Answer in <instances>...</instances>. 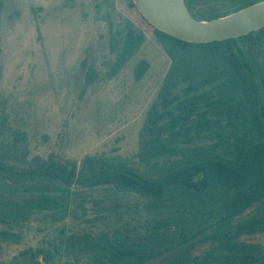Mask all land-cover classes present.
Masks as SVG:
<instances>
[{
	"label": "trees",
	"instance_id": "trees-1",
	"mask_svg": "<svg viewBox=\"0 0 264 264\" xmlns=\"http://www.w3.org/2000/svg\"><path fill=\"white\" fill-rule=\"evenodd\" d=\"M259 1L226 0L203 15L193 10L201 0L186 3L196 18L208 20ZM131 6L172 60L139 133L136 157L144 169L119 156H86L81 163L56 154L31 156L27 132L1 120L0 193L68 196L79 185L115 197L134 196L131 202L102 207L106 213L96 220H109L125 208L135 223L59 240L55 249L76 262L191 264L187 248L210 240L215 245L194 264H264L263 248L242 240L264 233V28L225 41L190 43L156 29L132 0ZM145 37L129 22L112 76L139 51ZM148 70L149 63L141 61L136 79ZM93 77L90 68L87 84ZM47 207L59 208V203ZM29 253L46 262L54 254L45 248L22 254Z\"/></svg>",
	"mask_w": 264,
	"mask_h": 264
},
{
	"label": "rangeland",
	"instance_id": "rangeland-1",
	"mask_svg": "<svg viewBox=\"0 0 264 264\" xmlns=\"http://www.w3.org/2000/svg\"><path fill=\"white\" fill-rule=\"evenodd\" d=\"M225 3L201 0L193 10L203 15L206 8ZM129 22L146 37L112 76ZM141 61L149 63V70L138 81L135 71ZM171 65L154 29L132 8L131 0H0V121L27 132L31 156L56 154L79 163L86 156H119L144 169L136 157L139 133ZM90 68L94 77L87 84ZM134 198L79 185L68 196L0 193V264H91L87 258L76 262L62 249L57 251L59 240L135 223L125 208L109 220H96L106 213L102 207ZM54 202L59 208L47 207ZM2 231L12 234L6 237ZM242 240L264 250V233L244 235ZM214 245L210 240L198 242L185 254L194 264ZM40 248L53 251L49 262L22 254Z\"/></svg>",
	"mask_w": 264,
	"mask_h": 264
},
{
	"label": "water",
	"instance_id": "water-1",
	"mask_svg": "<svg viewBox=\"0 0 264 264\" xmlns=\"http://www.w3.org/2000/svg\"><path fill=\"white\" fill-rule=\"evenodd\" d=\"M132 1L156 29L190 43L225 41L264 28V0L208 20L196 18L186 0Z\"/></svg>",
	"mask_w": 264,
	"mask_h": 264
}]
</instances>
